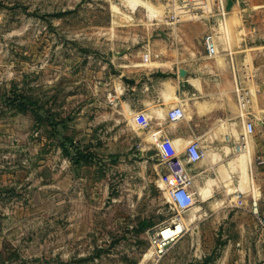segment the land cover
<instances>
[{"label":"rangeland","instance_id":"1","mask_svg":"<svg viewBox=\"0 0 264 264\" xmlns=\"http://www.w3.org/2000/svg\"><path fill=\"white\" fill-rule=\"evenodd\" d=\"M141 1L152 8L0 0V264H264L257 243L228 247L221 225L175 206L148 128L121 104L134 78L171 75L206 35L189 0Z\"/></svg>","mask_w":264,"mask_h":264},{"label":"crops","instance_id":"2","mask_svg":"<svg viewBox=\"0 0 264 264\" xmlns=\"http://www.w3.org/2000/svg\"><path fill=\"white\" fill-rule=\"evenodd\" d=\"M182 1L187 0H168L178 10ZM188 3L192 13L201 10L196 14L198 28L204 27L206 35L198 46L185 47L171 75L134 78L121 104L136 115L140 127L148 125L152 139L169 138L183 147L193 140L199 143L205 155L189 169L196 197L192 222L198 224L200 216L207 215L212 229L221 225L227 232L226 246L257 243L264 255V232L253 212L255 203L264 212V17L258 12L264 0H235L229 10L228 0H213L204 8L194 0ZM194 27L183 26L182 38H191ZM208 35L217 44L213 56L205 46ZM180 70L186 71L184 78ZM238 89L249 93L244 110ZM179 104L186 117L172 123L168 113ZM249 123L253 132L248 131Z\"/></svg>","mask_w":264,"mask_h":264},{"label":"built area","instance_id":"3","mask_svg":"<svg viewBox=\"0 0 264 264\" xmlns=\"http://www.w3.org/2000/svg\"><path fill=\"white\" fill-rule=\"evenodd\" d=\"M194 2L199 7L204 8V0H194ZM222 15L224 16V12ZM205 46L209 55L213 56L217 53V44L213 35L206 37ZM237 91L240 106L244 110L250 102L249 93L243 92L241 89ZM185 117L186 111L183 104L175 106L168 113V119L172 123L179 122L185 119ZM142 125L145 128L148 126L146 124ZM248 131L253 132L252 123L248 124ZM153 138L154 144L160 152L158 160L160 159L166 164L174 181V188L171 191L173 203L179 210H190L196 204V197L195 193L191 191V176L188 166L202 160L205 155L204 151L196 140L189 142L186 147H183L169 138L160 139L156 135ZM253 212L258 217L261 226L264 227V212H260V207L257 203L254 204ZM159 245L163 249L165 241Z\"/></svg>","mask_w":264,"mask_h":264},{"label":"bare ground","instance_id":"4","mask_svg":"<svg viewBox=\"0 0 264 264\" xmlns=\"http://www.w3.org/2000/svg\"><path fill=\"white\" fill-rule=\"evenodd\" d=\"M126 2H129V3H134V4H132L133 5V7H132V9L133 10H135L136 9V7L137 6H143V7H145V8H147L148 10H150L152 7L150 6V4H148V3H145V2H143V1H141V0H125ZM113 12L114 13H116V14H120L121 12H120V10L114 5L113 6ZM150 12V11H149ZM144 65H150V66H156V67H158V66H160V65H158V64H156V63H149V64H144ZM251 161V160H250ZM249 163H251V162H249ZM239 165V164H238ZM183 232V228H182V226L181 225H177L176 227H173V228H171V227H166V228H164V229H162L161 231H160V237L162 238L158 243L160 244V243H163L165 240H167V239H169V238H171V237H173V238H175V236L176 235H179L180 233H182ZM152 251V250H151ZM151 256V252H148L147 254H146V256H145V259H148L149 257Z\"/></svg>","mask_w":264,"mask_h":264},{"label":"water","instance_id":"5","mask_svg":"<svg viewBox=\"0 0 264 264\" xmlns=\"http://www.w3.org/2000/svg\"><path fill=\"white\" fill-rule=\"evenodd\" d=\"M234 1L235 0H228V7H227L228 10L233 6ZM123 54H125V53H123ZM180 76L182 78H184L186 76V71L185 70H180ZM148 155L152 157V156H155V153L154 152H150Z\"/></svg>","mask_w":264,"mask_h":264},{"label":"trees","instance_id":"6","mask_svg":"<svg viewBox=\"0 0 264 264\" xmlns=\"http://www.w3.org/2000/svg\"><path fill=\"white\" fill-rule=\"evenodd\" d=\"M162 77H167V76H162ZM8 100H10V99H8ZM11 101V100H10ZM23 105V109H33L34 107H36V104L34 103V102H32V101H29L27 104H22Z\"/></svg>","mask_w":264,"mask_h":264}]
</instances>
